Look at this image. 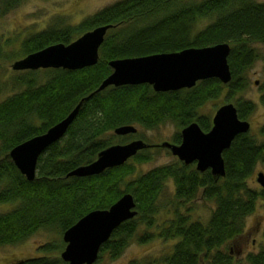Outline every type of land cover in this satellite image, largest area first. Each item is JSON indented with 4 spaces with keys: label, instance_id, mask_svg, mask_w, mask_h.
Masks as SVG:
<instances>
[{
    "label": "trees",
    "instance_id": "1",
    "mask_svg": "<svg viewBox=\"0 0 264 264\" xmlns=\"http://www.w3.org/2000/svg\"><path fill=\"white\" fill-rule=\"evenodd\" d=\"M17 1L0 0V16ZM201 21L205 24L199 27ZM102 25L112 27L100 46L95 65L76 70L41 68L14 73L11 84L19 90L5 98L1 97L5 86L0 84V204L12 205L0 212V245L21 243L44 230L59 236L56 243L43 245L49 254L63 247V232L86 213L106 209L123 194L132 193L137 215L112 232L101 246L95 264H103L105 256L117 259L133 240L143 243L155 236L173 241L171 251L130 264H235V256L224 245L243 236L246 220L260 200L264 208V188L248 185L258 164L264 165V123L259 128L261 140L250 131L240 133L223 152L224 177L218 178L210 170L200 172L194 164L179 159L137 175L136 165L152 158L153 147L144 148L124 164L97 175H66L92 162L104 148L140 134L139 128L154 129L171 121L182 129L197 121L202 130L208 131L211 119L200 114L199 109L223 90L230 97L245 88V74L261 57L253 44H264V1L119 0L78 25L56 19L47 28L21 39L20 52L14 57H24L55 43L68 44ZM11 42L0 36V59L10 56L4 45ZM219 42H229L231 46L229 83L210 78L191 88L166 92H157L149 84L109 86L86 99L66 134L40 154L33 180H28L9 156L13 147L44 133L93 93L112 72L109 61ZM262 88L260 102L264 105V84ZM235 106L239 117L246 120L256 103L238 99ZM128 124L138 131L114 133L116 127ZM172 142L179 144L181 134H175ZM169 180L174 184L173 197L181 205L199 196L214 202L206 222L191 220L175 209L166 225L151 230L156 226V214ZM142 226L145 230L141 232ZM11 264L67 263L61 257L42 255ZM246 264H264V246L249 251Z\"/></svg>",
    "mask_w": 264,
    "mask_h": 264
},
{
    "label": "water",
    "instance_id": "2",
    "mask_svg": "<svg viewBox=\"0 0 264 264\" xmlns=\"http://www.w3.org/2000/svg\"><path fill=\"white\" fill-rule=\"evenodd\" d=\"M112 25H102L86 31L72 42L55 43L31 52L12 64L14 70L41 68L82 69L95 65L99 49ZM229 42H219L203 47H189L180 51L153 53L142 56L117 58L109 61L112 72L99 87L84 97L64 118L50 126L44 133L35 135L13 147L9 156L28 180L37 173L40 154L60 140L75 120L83 102L94 93L109 86L149 84L157 92L191 88L198 81L216 78L224 84L232 79L228 64ZM257 83V82H256ZM208 131L197 121L182 128L179 144L163 141L149 144L142 139L117 143L101 150L92 162L72 169L66 177H85L102 173L108 168L124 164L140 150L148 147H165L186 164H195L196 170H210L216 177L225 176L223 152L240 133L250 131L248 120L241 119L234 103L219 106L212 117ZM134 125L114 129L118 135L136 133ZM258 183L264 188V172H259ZM137 215L132 193H125L106 209H94L82 216L62 234L65 247L60 257L67 264H95L100 248L112 232L124 221Z\"/></svg>",
    "mask_w": 264,
    "mask_h": 264
},
{
    "label": "rangeland",
    "instance_id": "3",
    "mask_svg": "<svg viewBox=\"0 0 264 264\" xmlns=\"http://www.w3.org/2000/svg\"><path fill=\"white\" fill-rule=\"evenodd\" d=\"M117 1L119 0H18L16 4L0 16V36L5 40H12L10 45H4V49L10 53V56L7 55L0 59V84L5 86L1 97L5 98L19 90V87L11 84V78L14 73L25 72V70H14L12 68L13 62L22 58L14 57L20 52L19 44L21 39L47 28L52 23H55L56 19L63 20L64 24L78 25L88 16ZM204 24L205 21H201L199 27H202ZM253 46L258 50L261 57L255 61L245 74V88L230 97L226 95V90H223L218 97L207 100L199 109V113L209 116L212 120L215 110L222 104L228 101L235 104L238 99L252 100L256 103V108L248 115L246 120L251 124L250 133L256 136L258 140H261L259 128L264 123V105L260 102V96L263 93L262 86L264 84V44L254 43ZM42 79H44V76L41 77ZM181 130L175 123L168 121L154 129L139 128L140 134L131 137L124 143L134 139H142L150 144H160L163 141L172 142L175 134L181 133ZM151 149H153V152H151L152 158L136 165L135 171L137 175L155 166L168 164L177 160L170 150L165 147H153ZM259 172H264V165L258 164L253 176L248 179L250 187L256 189L262 188L257 181ZM173 193L174 184L172 180H169L165 192L161 197L160 208L156 214V226L151 229L152 231H157L162 225H166L174 217L173 213L175 209L190 216L191 220H201L204 222L208 220L214 207L213 201L204 200L199 196L196 200L181 205V202L173 197ZM11 206L10 204H0V212L9 209ZM263 224L264 208L260 200L255 212L248 216L246 220L243 236L224 245V249L231 251L235 256V264H246V255L249 251H258L264 246ZM144 230L145 227L142 226L140 231ZM58 238L59 236L56 233L40 230L21 243L0 245V264H11L23 258L42 255L60 257L65 244L62 248L59 247V249L49 254L43 248L44 244L50 242L56 243ZM172 244L173 241L171 242L158 236L143 243L133 240L117 259L109 260L105 256L102 263L130 264L134 260H149L161 254L169 253Z\"/></svg>",
    "mask_w": 264,
    "mask_h": 264
}]
</instances>
